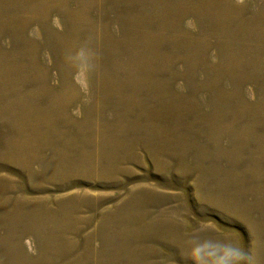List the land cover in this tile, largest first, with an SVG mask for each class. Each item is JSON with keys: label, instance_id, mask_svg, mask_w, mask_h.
Returning <instances> with one entry per match:
<instances>
[{"label": "rangeland", "instance_id": "obj_1", "mask_svg": "<svg viewBox=\"0 0 264 264\" xmlns=\"http://www.w3.org/2000/svg\"><path fill=\"white\" fill-rule=\"evenodd\" d=\"M264 264V0H0V264Z\"/></svg>", "mask_w": 264, "mask_h": 264}, {"label": "clouds", "instance_id": "obj_2", "mask_svg": "<svg viewBox=\"0 0 264 264\" xmlns=\"http://www.w3.org/2000/svg\"><path fill=\"white\" fill-rule=\"evenodd\" d=\"M244 259V254L238 249L227 248L223 255L213 252L207 259L198 261V264H237Z\"/></svg>", "mask_w": 264, "mask_h": 264}]
</instances>
